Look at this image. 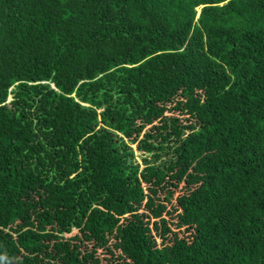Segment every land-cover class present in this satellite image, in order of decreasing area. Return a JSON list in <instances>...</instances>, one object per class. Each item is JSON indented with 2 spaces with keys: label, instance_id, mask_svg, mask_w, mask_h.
Here are the masks:
<instances>
[{
  "label": "trees",
  "instance_id": "1",
  "mask_svg": "<svg viewBox=\"0 0 264 264\" xmlns=\"http://www.w3.org/2000/svg\"><path fill=\"white\" fill-rule=\"evenodd\" d=\"M0 264H264V0H0Z\"/></svg>",
  "mask_w": 264,
  "mask_h": 264
},
{
  "label": "rangeland",
  "instance_id": "2",
  "mask_svg": "<svg viewBox=\"0 0 264 264\" xmlns=\"http://www.w3.org/2000/svg\"><path fill=\"white\" fill-rule=\"evenodd\" d=\"M200 10H201V7L198 8V12L200 13ZM184 193V190L182 188H180L177 192V195H180V194H183ZM167 218H169V216H167ZM76 234H78V230H73L72 233L70 235H67L68 237L69 236H75ZM218 242H224L222 239H218ZM231 250L232 248H228L227 252L224 253L223 257L222 258H225L226 261H228L229 257L231 256Z\"/></svg>",
  "mask_w": 264,
  "mask_h": 264
}]
</instances>
